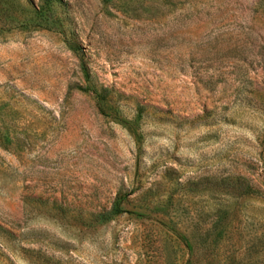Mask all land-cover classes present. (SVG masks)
<instances>
[{"label":"rangeland","instance_id":"374dc122","mask_svg":"<svg viewBox=\"0 0 264 264\" xmlns=\"http://www.w3.org/2000/svg\"><path fill=\"white\" fill-rule=\"evenodd\" d=\"M208 254L264 264V0H0V264Z\"/></svg>","mask_w":264,"mask_h":264},{"label":"trees","instance_id":"16d2710c","mask_svg":"<svg viewBox=\"0 0 264 264\" xmlns=\"http://www.w3.org/2000/svg\"><path fill=\"white\" fill-rule=\"evenodd\" d=\"M241 187L243 189L242 194H246V193H251L253 191H255L251 186L249 185H244L243 187L241 186V184L239 183V186L237 188ZM118 209H111L110 211L104 212L102 214H100V217H104V218H109V216H111L114 213H117ZM219 234V232L216 234L215 239H213V241H211V245L217 244V235ZM230 256H228L229 258ZM227 258V257H226ZM217 259L214 256H209V254L206 256L205 258V264H220V260Z\"/></svg>","mask_w":264,"mask_h":264}]
</instances>
